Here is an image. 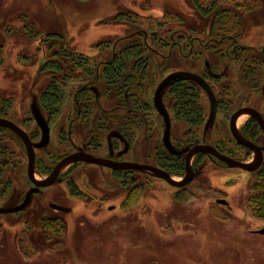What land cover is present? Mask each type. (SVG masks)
Instances as JSON below:
<instances>
[{"label":"rangeland","instance_id":"1","mask_svg":"<svg viewBox=\"0 0 264 264\" xmlns=\"http://www.w3.org/2000/svg\"><path fill=\"white\" fill-rule=\"evenodd\" d=\"M195 1L206 8L217 4L223 13L244 14L239 17L243 36H258L264 29V0H0V109L9 105L10 115L33 132V115L40 113V95L50 80L41 67L59 44L68 52L88 55L97 70L134 39L144 41L154 50L149 54V77L133 86L121 82L110 87L104 79L96 80L88 87L89 99L81 96L84 108L76 115L75 94L92 83L77 78L76 85L67 86L68 107L52 124L50 146L37 150V157L50 164L54 155L71 151L60 134L75 121L82 131L73 127V145L87 148L90 133H97L106 149L110 134L124 131L131 143L124 158L154 165L156 153L163 150L165 129L153 105L159 83L173 71H201H196L200 67L196 61H187V53H198L200 43L216 47L215 56L202 55L206 60L218 61L232 52L224 39H219L220 45L210 38L213 19L199 14ZM172 43H178L174 51ZM168 90L160 103L169 114L173 98ZM259 99L255 96L252 103L263 109ZM203 102L210 114L215 113L206 93ZM135 103H146L149 109L139 111ZM85 113L91 115V123L82 117L79 121ZM224 117L220 114L215 126L204 131L206 139L214 138L213 127L218 126L231 138ZM173 122L174 143L186 145L191 141L186 125ZM115 142L118 150L125 148L123 142ZM12 143L20 148L15 140ZM19 170L23 175L15 187L20 192L30 183L25 162ZM70 176L79 183L83 198L72 197L60 183L35 197L25 214L0 216V264H264V235L257 233L264 228V217L252 212L249 204L260 174L220 169L205 159L194 181L182 190L146 173H134L123 183L111 171L94 166H77ZM1 195L0 191V205L7 198ZM55 202L71 212L54 211L49 204Z\"/></svg>","mask_w":264,"mask_h":264},{"label":"flooded vegetation","instance_id":"2","mask_svg":"<svg viewBox=\"0 0 264 264\" xmlns=\"http://www.w3.org/2000/svg\"><path fill=\"white\" fill-rule=\"evenodd\" d=\"M231 14H232L231 11H226L225 13H223V12L215 10L209 16L207 17L203 16L205 18L213 19L212 24L210 26L211 27L210 34H209L211 36L210 38L212 40H216V42L219 43L220 45H222L223 42L219 39H224V42L226 43L225 46L232 48V52L228 55V57L221 55L220 57H218V61H216L217 59L213 60L210 58L206 60L205 57L202 58V55L212 54L213 52L214 54L213 56H215L216 51L214 50L216 49V47H211L209 45L207 46L203 43H200L201 49L198 53H195L194 51L190 53L188 52L187 53L188 56H187L184 52L185 50L183 49L182 55H186L187 61L190 63L191 61L192 62L196 61V63L200 65V67L196 71L202 68L201 71L195 72L193 69L177 70V71L170 72L167 75L169 76L172 73L185 72L189 74H194L201 78V80L197 78H192V77L174 78L166 86L169 89L168 92L170 96L173 98V105L171 107V113L168 114L164 109L163 110L170 117V120H171V132H170L171 139L170 140H171L172 148L176 152H171L170 150L166 148L164 144V135L166 132L167 125H166V121L164 117L158 112L156 108L155 94H154V98H153L154 109L156 113L165 122V129L162 135V143H161L163 147L162 151L166 150L174 156L183 157L185 165H184V170H182L180 174L176 175V174H173L171 171L164 169L163 165L159 161L158 152L156 153L157 163H155L154 165L142 163L141 160H137L136 158H131V159L124 158V156L127 155L131 149L130 139L127 137L124 131L123 133L118 130L117 132H112L109 137L110 140L107 141L106 149L103 143V136L100 138L99 134L97 133H90L92 137H91L90 142L87 144V148L85 147L82 148V146H77L76 144L73 145L70 138L73 139V135H74L73 127H75L74 126L75 121H73L70 124V127L68 128L67 133L63 132L60 134V139H64V141H66L67 139V142L71 146V151L69 149V152L68 151L60 152L59 155H54L55 157L52 158L50 164L45 163L46 162L45 160L37 157V150L50 146V140H51V135H52V130H53L52 124L55 119L63 115V113L68 107L67 106L68 101L62 107L61 114L58 117L51 118L50 113L44 110V108L41 106L40 100H41V95L43 93L42 92L40 95V99H39L40 113L36 112L33 115L34 117L33 119L35 120V123H36V127L33 132H30L27 129L28 128L27 126H25L23 123L17 122L14 119V117L10 115L9 105H6L5 107L2 106L0 109V119L9 121L15 124L19 129H21L27 135L29 141L32 143L34 153H35V164H34V170H33V177H31L29 174V152H28V148H27L25 141L18 133L8 128L0 126V191L2 193L1 195L2 197L4 198L7 197L5 200V203L0 205V210H4L6 212H0V216L18 215L21 213L25 214V211L35 201V197L42 194L44 190L53 188L60 183H64L66 185V188L72 197L77 198V199L83 198L84 193L82 189H80L79 183L75 180L73 176H70L71 170L80 165L94 166V167H99L102 169H107L112 172L115 178L119 180H123V183H125V177H129L134 173H146L148 175H152L155 178L161 179L165 181L166 183H168L166 180L157 177L151 171L119 170V169H113V168L100 166V165H96L92 163H87L83 161H78V162L70 163L73 165L71 169H69L66 173H62L63 168L65 166L61 168L58 174V177L53 184L47 185V186H38L36 184V182L45 183L46 181H48L51 175L53 174L54 170L56 169L57 165L62 160H64L68 156H71L79 152L91 154L96 158H102V159L109 160L115 163H135V164H141V165H147V166H154L168 173L173 178V180H175L174 177H182V181H183V179L186 177L188 173V164H187L188 154L190 150H192V148L197 145L212 146L220 154H223L237 162H241V163H244L250 166L257 165L259 161L258 152L255 149H252L248 146L241 144L233 133V130H235L241 138L251 143L253 146H257L258 149L260 150L262 158L260 160L261 162H260L259 167L254 171H248L242 168H231L225 162L219 160L217 157L211 154L199 152V153H195L190 159V168L192 169L194 173V178L190 183L194 181L197 174L201 171V168L204 164L205 159L209 160L210 162L218 166L220 169L222 168L232 169V170L239 169L247 173H257V174L262 175V171L264 170V145H263L264 128L260 122L262 121L264 123V108L262 109L260 108V106H254V104L252 103V100L255 98V96H259L260 97L259 101H262L264 103V42L262 43V40L264 39V35H263L264 29L263 31L261 30L259 32L258 36H255V34L253 35L248 34L246 36H243L244 31L242 33V27L240 24L241 22L239 21V17L240 19H242V17H244L243 16L244 14L243 15L239 14V16L231 15ZM225 15L229 16L231 21L236 23L238 26L236 27L235 25L234 29H230V30L225 29L224 31L222 30V27H221V30H220V28L216 26L215 17H223ZM213 28L215 29L214 33L212 32ZM259 28H263V27L259 26ZM48 35H51V34H48ZM228 41L230 42L229 44L227 43ZM143 43L145 44L147 49L150 50V52L152 51L154 52V50L151 49L149 44H147L144 41ZM177 44L178 43H172V47L170 46V50L174 51V46H178ZM75 52L78 54V50ZM116 54L117 53H113L112 57L108 61H110L113 58V56ZM83 56H85L86 58L90 60V57L88 55H83ZM108 61H104L100 63L99 68H97V72H96L97 79L96 80L98 82L100 79H104L102 75V66ZM42 68L43 66L41 67V72H42ZM76 69L78 70L79 68L76 67L75 70ZM79 70H83V69H79ZM81 74H83V72H81ZM75 79H77L76 76H75ZM180 79L191 81L197 85L198 93H199V96L201 97V105L203 106L205 110V121L201 125L191 126L187 124L184 120L179 119L175 113V100H174V96L172 95V92L170 91V88L176 80H180ZM89 80H90V77L87 78L88 83H90ZM202 80L207 83L210 91L206 89L205 84L203 83ZM50 81L51 80L48 81V84L50 83ZM91 82L92 83H90V85L84 86L78 89L77 94H75L76 112H77L76 115L80 114L81 110H83L84 108L80 105L81 100L79 99L80 98L79 93L82 88L88 89V87L90 88L92 86H95L94 81H91ZM48 84L46 85V87L48 86ZM61 84L63 88H65L67 91L66 82L62 80ZM76 84L77 82H75L72 85H76ZM115 86H110V87H115ZM163 91L160 95V99L163 95ZM205 93L209 95L212 101L215 113L210 114L211 112L209 111L208 106L204 105L203 99H204ZM160 99H159V105H161ZM135 107L139 111L144 110L145 107L149 109V107L147 106L136 105ZM240 112L241 114L238 115V117L234 120L235 115ZM254 113H256L260 118H258ZM44 114L46 117L44 116ZM220 114L226 115V117L224 118L229 123L231 138H229V135L225 136L224 132L219 129L220 126H218L216 128L213 127L214 130L216 131V133L212 135V137L214 138L206 139L204 131H207L206 129L207 128L209 129L214 124L215 121H219L218 116ZM246 116H248V118L243 120V118ZM81 117L85 119L86 121H88L89 123H91L90 114L85 113V117L80 115L79 116L80 122H82ZM174 120L179 121V122L181 121L182 123H184L186 125V131L189 132L190 134L191 141L187 142L186 145L181 146V147L177 146L173 140L172 127H173ZM83 124L85 125V123H82V125ZM253 125L255 129L253 128ZM78 127L82 128V126L78 124L75 127L76 131H78ZM46 131L49 133V140L47 144L42 145V143L44 142V135ZM81 131L82 129H80V131L78 132H81ZM9 139H11L12 141ZM13 140H15L18 143V146H20V148H17V147L14 148L13 143H12ZM99 140L101 141V143L98 142ZM115 140H117L118 142H123L125 145V148L118 150L116 142L113 143ZM36 145H41V146L38 147ZM18 149L21 151L20 155H19ZM185 149H189V150L185 152ZM49 156H52V154H50ZM252 157H255V160H254L255 163L248 164V162L252 159ZM23 162H25V166H26L25 177L26 179H28V182L30 183V187L26 190L19 192L17 188L15 187V184H16L17 177L19 178L20 176L23 175V172H20L19 170L20 167L23 166ZM37 174L43 176V178L38 179ZM189 184H187L184 187H180V188L175 187V188L181 190L187 187ZM32 190H35V191L32 192V194L30 195L29 203L23 208H21V206L26 202L28 194ZM49 205H50V208L56 212H60L63 214H68L71 212V208L65 205L56 203V202L50 203ZM54 206L65 208L68 211H63V210L54 208ZM54 220H57V219H54ZM47 222L52 223V219L48 218ZM26 223H28V221H26ZM1 226H3L2 221H0V227Z\"/></svg>","mask_w":264,"mask_h":264},{"label":"trees","instance_id":"3","mask_svg":"<svg viewBox=\"0 0 264 264\" xmlns=\"http://www.w3.org/2000/svg\"><path fill=\"white\" fill-rule=\"evenodd\" d=\"M247 1L251 2L257 0ZM212 6V8H206L201 6L198 1H195L197 11L205 17L217 10V4ZM215 20L216 26L220 28V30L222 27L223 31L225 29H234L235 25L236 27L238 26L236 23L232 22L227 15L215 17ZM212 32H215L214 28ZM48 36L54 37L56 34ZM58 49V51L49 56V59L44 63L42 68L43 73L50 75L51 81L43 91L40 101L41 106L50 113L51 118L58 117L61 114L62 107L68 101V92L63 88L61 84L62 80H64L68 86L75 82H79V79L82 80L85 77H90V81L94 82L97 79V70L92 69L88 58L81 53L77 54L76 52L72 53L66 51L61 44H59ZM150 53V50L147 49L143 41L134 39L102 66L104 80L109 86L118 85L120 82H130V86H133V84H138L139 81L146 80L149 77ZM1 62L2 57L0 55V64ZM76 67L83 69L81 70L83 74H79L78 71L75 70ZM75 76L79 79H75ZM170 91L174 96L175 113L179 119L184 120L191 126L201 125L205 121V110L201 105V97L199 96L196 84L184 79L176 80L172 84ZM87 94L88 89L82 88L79 93V99L81 100V96L85 95L84 98L88 100L89 97H86ZM136 105L137 103H135V106ZM158 155L159 161L164 169L176 175L184 170L185 163L182 156H174L166 150L160 151ZM261 176L260 182L253 187L255 193L250 198L249 204L252 212L264 217V170Z\"/></svg>","mask_w":264,"mask_h":264},{"label":"water","instance_id":"4","mask_svg":"<svg viewBox=\"0 0 264 264\" xmlns=\"http://www.w3.org/2000/svg\"><path fill=\"white\" fill-rule=\"evenodd\" d=\"M187 78V77H192V78H197L199 80H201L200 77L194 75V74H189V73H185V72H177V73H172L169 76H167L165 79H163V81L160 83V85L157 88V91L155 93V105L156 108L158 110V112L164 117L165 121H166V132L164 135V144L166 146V148L168 150H170L171 152H176L171 145V138H170V132H171V120L170 117L165 113V111L163 110V108L161 107V105H159V99H160V95L163 91V89L168 85V83L174 79V78ZM203 81V80H202ZM203 83L205 84V87L208 91H210L208 85L206 82L203 81ZM212 95V94H211ZM240 113H237L234 117V120L238 117V115H240ZM258 118H260L256 113H254ZM261 125L264 128V123L261 121L260 122ZM0 126L1 127H5L8 128L16 133H18L23 140L25 141L27 148H28V152H29V174L31 177H33V170H34V164H35V153H34V149H33V145L32 143L29 141L27 135L21 130L19 129L15 124L9 122V121H5V120H1L0 119ZM233 133L235 135V137L238 139V141L245 145L248 146L252 149H255L258 152L259 155V161L257 165L254 166H250L241 162H237L223 154H220L216 149H214L212 146H207V145H197L195 147L192 148V150H190L188 157H187V164H188V173L186 175V177L183 179V181H175L173 180V178L166 173L165 171L154 167V166H147V165H141V164H135V163H115L109 160H105L102 158H96L91 154H87V153H83V152H79L76 154H73L71 156L66 157L64 160H62L56 167V169L54 170L53 174L51 175V177L49 178L48 181H46L45 183H37L36 184L38 186H47V185H51L53 184L57 177L58 174L61 170V168H63L64 166L70 164V163H74V162H78V161H83V162H87V163H92V164H96V165H100V166H105V167H109V168H113V169H119V170H140V171H151L152 173H154L157 177L162 178L164 180H166L170 185L174 186V187H184L187 184H189L193 178H194V173L192 171V169L190 168V159L191 157L195 154V153H207V154H211L215 157H217L219 160L225 162L229 167L231 168H242L248 171H254L256 170L259 165H260V160H261V152L258 149L257 146H253L251 143L245 141L243 138H241L237 132L235 130H233ZM49 140V133L46 131L45 135H44V142L43 144H47ZM36 146H41V145H36ZM189 150V149H185V152ZM184 152V151H183ZM35 190H32L28 196H27V200L26 202L21 206V208H23L24 206H26L29 203L30 200V195L32 194V192H34ZM54 208L63 210V211H68L65 208L59 207V206H54ZM0 212H6L4 210H0ZM257 233L264 235V228L259 230Z\"/></svg>","mask_w":264,"mask_h":264}]
</instances>
